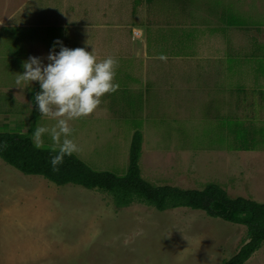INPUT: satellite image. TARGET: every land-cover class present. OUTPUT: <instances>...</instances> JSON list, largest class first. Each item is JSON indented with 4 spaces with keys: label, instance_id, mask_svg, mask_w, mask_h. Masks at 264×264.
Wrapping results in <instances>:
<instances>
[{
    "label": "rangeland",
    "instance_id": "obj_1",
    "mask_svg": "<svg viewBox=\"0 0 264 264\" xmlns=\"http://www.w3.org/2000/svg\"><path fill=\"white\" fill-rule=\"evenodd\" d=\"M112 1L0 0V129L30 131L29 88L39 85L14 80L24 60L46 56L59 39L118 60L119 88L70 121L89 166L125 174L140 130V168L153 184L214 182L264 202V0L160 1L166 16L188 22H176L177 31L155 20L157 0ZM147 66L154 84L142 89ZM53 123L41 116L37 124ZM42 146H51L47 136ZM0 176V264H222L247 238L245 226L203 210L118 206L105 191L57 185L1 158ZM11 207L18 211L6 221L2 210ZM244 264H264V243Z\"/></svg>",
    "mask_w": 264,
    "mask_h": 264
},
{
    "label": "trees",
    "instance_id": "obj_2",
    "mask_svg": "<svg viewBox=\"0 0 264 264\" xmlns=\"http://www.w3.org/2000/svg\"><path fill=\"white\" fill-rule=\"evenodd\" d=\"M31 90L32 125L28 133L0 129V158L21 172L41 175L57 185L68 183L105 191L114 197L118 206L134 201L151 205L158 210L187 207L203 210L207 215L240 224L247 229V238L232 257L222 264H244L264 243V202L244 196L233 197L218 183H208L202 189L182 188L177 185H156L142 176L140 157L143 133L134 132L127 172L123 175L110 170H96L74 154L64 158L58 172H52L47 163L51 146L36 149L30 140L39 120L34 93ZM54 154V153H53Z\"/></svg>",
    "mask_w": 264,
    "mask_h": 264
},
{
    "label": "clouds",
    "instance_id": "obj_3",
    "mask_svg": "<svg viewBox=\"0 0 264 264\" xmlns=\"http://www.w3.org/2000/svg\"><path fill=\"white\" fill-rule=\"evenodd\" d=\"M159 58L166 59L163 54ZM117 66L118 60L111 55L97 60L92 51L68 48L59 39L53 41L46 56L30 55L22 62L23 71L16 75L14 86L26 88L37 82L39 91L33 96L36 111L54 121L50 127L37 124L30 136L36 149H41L45 136L51 141L47 163L52 172L59 171L65 157L80 151L70 121L93 113L102 96L119 88Z\"/></svg>",
    "mask_w": 264,
    "mask_h": 264
},
{
    "label": "crops",
    "instance_id": "obj_4",
    "mask_svg": "<svg viewBox=\"0 0 264 264\" xmlns=\"http://www.w3.org/2000/svg\"><path fill=\"white\" fill-rule=\"evenodd\" d=\"M119 1V0H118ZM148 1L149 0H140V2H142V3H144V6H146L147 4H148ZM150 1H152V0H150ZM160 1H164V0H157V1H155L156 3H155V7H156V9H159L158 7H159V2ZM108 2H110V1H108ZM112 2H115V0H113ZM140 5V4H139ZM186 8H182V10H185ZM160 11H159V15H160V17H158V15H156V17H155V20H157L158 18V20H157V23H162V24H164V23H169V25H170V29L173 31L175 28H176V31L178 30L177 29V25L176 26H174L175 24H176V22H179V23H188V22H182V21H178L179 20V18L178 17H175L174 18V16L172 15V13L170 14V12H167L168 13V16H166L165 15V10H161V9H159ZM182 12V13H181ZM180 13L183 15V14H185L186 12L185 11H181ZM175 13H176V15L178 14L177 13V11H175ZM171 17H170V16ZM181 24H179V25H181ZM108 25V24H107ZM103 26V25H102ZM174 26V27H173ZM137 27H139V28H144L145 29V27L144 26H142V24H138V25H136V26H134L133 28H134V30L137 28ZM181 27H179V29H180ZM146 30V29H145ZM168 32V29H166V31L165 30H163L162 28H161V31H160V29L158 28L157 29V31H156V35L158 34H160V37H165L164 36V34L165 33H167ZM146 34H147V32H146ZM188 34V33H187ZM146 38H147V35H146ZM163 39V38H162ZM178 48H175V50H177ZM172 50H174V49H171L170 50V52H173ZM174 50V51H175ZM154 53H157V49H153L152 50ZM140 51H138V53H139ZM163 52L164 53H166L165 51H164V49H163ZM174 54H176L177 52H173ZM143 55L144 56H147L148 54H146V50H145V53H143ZM208 55V52H206V56ZM198 56V55H197ZM193 57H196V56H193ZM188 58H190L191 60H193V58L192 57H189V56H186V59H188ZM204 59L205 60H207L208 58H206V57H204ZM151 60H156V56H154V57H152V59ZM197 64L200 62V58L199 57H197ZM183 62H185V60H182ZM148 62H151V61H146V63L145 64H147ZM155 63V62H154ZM182 63V62H181ZM190 64H194L192 61H191V63ZM178 66H179V64H178ZM208 66V65H207ZM154 67H155V64H154ZM180 67V66H179ZM209 67V66H208ZM137 68V67H136ZM139 68V67H138ZM210 68V67H209ZM145 71H146V78H145V80H144V83L142 84V89H145V88H147V87H153V84H154V76L152 75V73H151V71H153V69L151 68V67H149V66H147L146 68H145ZM147 83H149V86H147ZM140 95H142V96H146V92H144L143 94H141V93H139ZM1 177V176H0ZM5 196H7V195H5ZM8 205H10V204H8ZM7 207H10V206H7ZM16 209L17 211H18V209L17 208H15V207H11V208H7V209H5V210H2V215H5V217H6V221H7V219H8V213L9 212H11V210H13V209ZM11 217H13V215H11Z\"/></svg>",
    "mask_w": 264,
    "mask_h": 264
}]
</instances>
